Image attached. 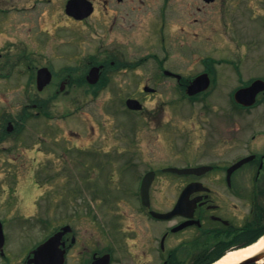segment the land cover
Wrapping results in <instances>:
<instances>
[{"label":"flooded vegetation","instance_id":"af4514ba","mask_svg":"<svg viewBox=\"0 0 264 264\" xmlns=\"http://www.w3.org/2000/svg\"><path fill=\"white\" fill-rule=\"evenodd\" d=\"M22 1L26 4L25 7L12 10L30 12L32 21L39 26L41 33L51 34L55 40L63 34L64 20L78 25L86 24L88 19L95 20L96 26L92 25L95 34H98L96 29H106L103 39H107L108 43L101 40L97 54L90 57L87 67L68 71L86 74L100 72L98 82H101L103 76L106 78L105 72H132L141 69L150 60L153 62L150 72L160 73L156 75V81L160 77L173 81L182 99L191 98L185 92L192 79L205 74L209 85L205 91L192 98L201 96L209 97L210 100L219 85L216 82L221 73L216 72L215 66L222 62L225 64L226 60L221 58L222 60L216 61L210 57V43L206 37L193 42L189 40V46L185 50L188 56L199 62L201 69L175 70L164 65V61L175 50L176 23L181 33L198 37L202 33L200 27L194 35L187 29L196 24H201L202 27L207 22V12L210 9L220 14L218 23L226 25H221V30L217 33L219 49H230V43L236 45L238 51L242 50L249 58L253 57L252 60L257 62L255 67L264 72V48L259 45L260 41L261 44L264 42V0H258V5H245V0H157L151 39L158 52L152 51L145 57L136 49L135 52L128 49V45L141 48L136 45L144 44H133V32L139 27L130 22L139 12L144 0H87L90 9L84 7L89 13L83 19L77 18L82 16V8L77 3L73 6L74 15H66V4L71 0ZM192 6L194 12L189 13ZM3 12L0 10V14ZM246 12L249 15H244ZM215 23L217 24L216 19ZM232 24H236L237 31L232 37L226 38L228 25ZM48 25L57 27L54 36L46 30ZM247 26L251 28L250 34L246 31ZM244 40L246 41L243 42ZM240 56L233 58V70L238 72L239 77L241 72L247 70L244 69L247 63H241ZM27 63L31 67H26V72H53L48 66L32 67V61ZM42 68L46 70H41ZM146 70L148 72L149 68ZM177 72L198 73L184 78ZM64 80H60L59 85ZM240 80L242 81V76ZM257 80L262 82L257 83ZM252 83L255 84V90H259L252 105L237 103L232 95L229 96L228 103L220 101L223 105L227 104L228 112L227 115L218 117L215 131H207L204 127L203 124L210 125L208 119H204L202 124H195L193 119L190 122L173 123L180 132H185L184 136L178 134L169 139V150L178 157L180 163L162 167L152 165L141 171L137 177V189L129 198L112 197L108 203L104 196L98 195L95 185L82 182L81 188L73 190L77 196L70 197L68 192L63 195L67 197L65 204L62 202L63 205H75L72 216L69 215L68 218H65V206V213L60 212V215L53 217L51 211L56 203L49 202L48 197H43L45 213L42 215L23 217L13 213L11 216L17 219L32 222L38 220V224H32L42 225L45 235L18 260L9 258L10 248L6 249L4 235L0 264H214L221 254L253 245L259 246L249 256L247 264H264V76L247 78L232 93L247 88ZM141 88L143 93L145 89L151 91L146 92V95L157 94L155 87L145 83L141 84ZM130 98L139 101L138 98ZM217 100L218 103L219 99ZM139 103L140 110L131 112L147 113L144 102L140 100ZM148 118L154 121L152 123L161 120V117ZM145 119L147 117H142L141 121L144 122ZM173 134L176 133L172 131ZM157 162L154 161L153 164L157 165ZM80 166L88 167H78ZM143 180L145 185L141 189ZM112 203L115 207L120 206V210L114 215L109 209ZM170 213L169 217H156ZM51 220L58 221L57 225L52 224ZM117 221H120V226L123 224L122 228L118 227ZM56 232L60 234L57 242L35 256L36 246Z\"/></svg>","mask_w":264,"mask_h":264},{"label":"rangeland","instance_id":"374dc122","mask_svg":"<svg viewBox=\"0 0 264 264\" xmlns=\"http://www.w3.org/2000/svg\"><path fill=\"white\" fill-rule=\"evenodd\" d=\"M244 4L258 5L259 1L245 0ZM133 5L138 6L136 3ZM25 6L22 0H0V10L4 11L0 14V219L3 221L6 249L10 248L9 258L15 260L39 242L44 235V228L34 225L38 224V220L22 227L21 219L11 214L18 213L23 217L44 214L42 197L45 196L50 198L49 202L56 203L51 211L54 218L60 212L65 213L66 208L65 218H68L72 216L75 205H63L67 201L63 195L68 192L70 197L77 196L73 190L81 188L82 182L95 185L98 195L104 196L108 203L112 197L129 198L137 189V177L141 171L152 165L162 167L180 163L178 157L169 150V139L178 134L184 136L185 132H180L173 123L190 122L193 119L195 124H202L204 119H208L211 123L203 124L204 127L207 131H215L218 117L228 112L227 104L220 103L230 101L228 91L231 93L249 77L264 76V72L255 67L257 62L252 60L253 57L249 58L244 51H238L236 45L230 43L227 44L230 49H219L217 33L221 25L225 24L218 23L220 14L210 9L207 22L202 27L196 24L187 29L194 35L200 27L202 33L198 37L181 33L176 23L175 50L164 61V65L175 70L201 69L199 62L188 56L185 50L189 40L193 42L206 37L210 43L209 55L214 60L231 59L234 64L233 58L241 55V63H247L245 68L243 66L246 72H241L242 81L238 72H234V65L222 62L215 66L216 72L221 73L216 82L219 85L210 100L209 97L201 96L182 99L173 81L162 77L156 81L160 73L150 72L153 62L147 60L141 69L132 72H105L106 82L97 90L103 80L99 85L87 86L82 80L86 72L68 71L87 67L90 57L97 54L101 40L108 43L107 39H103L106 29H96L98 34H95V28L92 27L95 20L88 19L84 25L64 20L63 34L55 40L51 34L41 33L39 26L32 21L30 12L12 10ZM140 6L139 12L130 22L139 27L133 32V44H144L136 45L141 48L128 45V49L132 52L136 49L145 57L152 51L158 52L151 39L158 2L144 0ZM188 12L193 13L194 6ZM235 26L228 25L226 38L234 35L237 31ZM249 27H246V31L250 34ZM260 27L263 28L262 25ZM55 28L48 25L46 30L54 36ZM259 45L264 48V42L261 44L260 41ZM30 61L32 67L42 65L53 70L55 77L42 91L36 90L34 76L31 77L33 72L25 71L26 67H31L27 63ZM177 73L187 78L198 72ZM64 79H69V83H66L62 92H58L59 82ZM142 83L155 87L157 94L146 95L141 92ZM130 97L142 100L147 113L127 110L123 101ZM148 116L161 117V120L155 124ZM142 117L147 119L143 122ZM8 122L12 123L13 128L3 134ZM172 131L176 134L172 135ZM154 161L157 165L153 164ZM109 209L114 215L120 206L115 207L112 203ZM57 222L51 220L54 225ZM117 224L119 227L120 221Z\"/></svg>","mask_w":264,"mask_h":264},{"label":"water","instance_id":"95a60500","mask_svg":"<svg viewBox=\"0 0 264 264\" xmlns=\"http://www.w3.org/2000/svg\"><path fill=\"white\" fill-rule=\"evenodd\" d=\"M76 3L79 5H81L82 8V15L86 16L88 15V10H84V7H87V3L84 2V0H71L66 4V13L68 15H74V11L75 9H73V6H76ZM42 70H46V69H42ZM99 76V72H89L88 75L86 76L87 81L90 84H94ZM51 79V74L50 72H37L36 74V84H37V89L41 90L46 84L49 83ZM257 83H261V82H257ZM208 85V79L205 75H200L198 77H196L188 86L186 93L188 95H193L197 92H200L202 90H204ZM63 89V84H61L60 86V90ZM252 89H255V84H252L251 87H249L248 89L244 90V92L242 91H237L234 95V99L236 101H239V99H241L240 101H247V103H252V101H254V92H251ZM244 93V94H242ZM126 105L129 109H139L138 103L134 100H128L126 101ZM57 235H59L58 233L56 235H54L52 238H50L48 241H46L44 244H42L41 246H39L36 252H40L42 251V249H44L47 245L51 244L52 242L55 241V238L57 237ZM2 241H3V237H2V233H1V229H0V246L2 245ZM248 260H244L238 264H245L247 263Z\"/></svg>","mask_w":264,"mask_h":264},{"label":"bare ground","instance_id":"6f19581e","mask_svg":"<svg viewBox=\"0 0 264 264\" xmlns=\"http://www.w3.org/2000/svg\"><path fill=\"white\" fill-rule=\"evenodd\" d=\"M259 245H253L244 249L230 251L224 255L216 264H235L244 258L251 256L258 249Z\"/></svg>","mask_w":264,"mask_h":264},{"label":"trees","instance_id":"16d2710c","mask_svg":"<svg viewBox=\"0 0 264 264\" xmlns=\"http://www.w3.org/2000/svg\"><path fill=\"white\" fill-rule=\"evenodd\" d=\"M5 134V133H4Z\"/></svg>","mask_w":264,"mask_h":264}]
</instances>
